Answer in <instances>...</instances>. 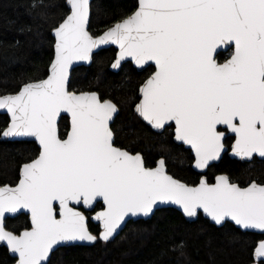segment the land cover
Instances as JSON below:
<instances>
[{
  "label": "snow or ice",
  "instance_id": "1",
  "mask_svg": "<svg viewBox=\"0 0 264 264\" xmlns=\"http://www.w3.org/2000/svg\"><path fill=\"white\" fill-rule=\"evenodd\" d=\"M67 3L53 28L47 77L0 96V109L10 115L0 136L39 145L18 183L0 186V242L16 264H46L62 243L108 241L126 217L148 216L162 202L188 217L202 210L218 225L230 219L264 234V183L241 187L219 175L214 183L201 176L189 184L168 173L164 158L148 167L140 153L117 146L110 127L117 105L69 88L75 62L90 61L101 45H117L113 68L128 58L154 68L139 88L136 112L153 129L174 125L194 168L218 160L229 136L235 156L264 158V0H138L134 12L101 35L89 30L90 0ZM63 114L69 123L62 133ZM88 211L95 212L98 235L89 229ZM24 213L23 231L10 229L9 215ZM253 257L264 264V239Z\"/></svg>",
  "mask_w": 264,
  "mask_h": 264
},
{
  "label": "trees",
  "instance_id": "2",
  "mask_svg": "<svg viewBox=\"0 0 264 264\" xmlns=\"http://www.w3.org/2000/svg\"><path fill=\"white\" fill-rule=\"evenodd\" d=\"M136 6L137 0H92L90 32L100 33ZM68 11L67 0H0V95L14 93L22 84L46 76L53 56L51 31ZM115 52L113 47L101 49L93 54L90 64L73 69L70 90L96 91L117 105L111 124L117 146L141 153L148 167L164 158L168 173L186 183H197L202 174L192 168L190 151L173 141L170 129L153 131L133 110L137 87L152 67L137 71L126 62L113 71L109 66ZM7 123V115L0 114V130ZM66 125L67 117L60 121L62 133ZM38 152L35 142L0 140V185L15 184L20 166ZM217 173L239 184L249 179L264 183V163L243 162L226 153L205 175L211 181ZM27 222L25 214L7 220L10 229L19 231ZM89 229L98 235V225L90 220ZM262 236L230 222L217 226L201 213L188 221L175 208L166 207L157 209L149 219L128 221L112 240L61 246L46 264H252L254 247ZM14 261L9 250L0 245V264Z\"/></svg>",
  "mask_w": 264,
  "mask_h": 264
},
{
  "label": "water",
  "instance_id": "3",
  "mask_svg": "<svg viewBox=\"0 0 264 264\" xmlns=\"http://www.w3.org/2000/svg\"><path fill=\"white\" fill-rule=\"evenodd\" d=\"M91 2H92V0H90V5H91ZM67 5H68V3H67ZM137 6H138V0H137ZM137 6H136V8H137ZM68 8H69V5H68ZM136 8L132 11V12H134L135 10H136ZM131 12V13H132ZM90 13H91V10H90ZM130 13V14H131ZM129 14V15H130ZM121 20V19H120ZM120 20H118V21H116V22H114L113 24H111L110 26H108L106 29H104L103 31H101L100 33H98V34H96V35H101V34H103L105 31H107L110 27H113L117 22H119ZM51 34H52V36H53V38H54V43H53V56H52V59L54 58V56H55V35H54V32H53V30L51 31ZM109 47H113V48H115V50H116V52H115V57H114V59H113V61L111 62V64H110V66H109V68L111 69V70H113V71H115V70H117L124 62H131L132 63V65L134 66V67H136L137 69H141V68H143V67H145V66H143V67H141V66H137L136 64H135V62L133 61V60H131V58H128L127 60H125V61H121V65L118 67V68H113L112 67V64L115 62V60H116V56H117V53H118V51H119V49H118V46L117 45H114V44H107V45H101V46H99V47H97L96 49H93V53H92V56H93V54L94 53H96V52H98L99 50H101V49H104V48H109ZM52 59H51V61H52ZM51 61H50V63H51ZM91 61H92V58H91V60L90 61H77V62H75L73 65H72V67H71V69H70V77H71V73H72V71H73V69H75L76 67H79V66H83V65H88V64H90L91 63ZM50 63H49V66H50ZM49 66H48V69H47V74H46V76L45 77H43V78H41V79H45L46 77H47V75H48V71H49ZM38 80H40V79H38ZM146 80V79H145ZM144 80V81H145ZM34 81H37V80H34ZM34 81H29V82H26V83H30V82H34ZM143 81V82H144ZM143 82L141 83V85L143 84ZM26 83H24V84H26ZM24 84H22L21 86H20V88L16 91V92H14V93H6V94H2V95H0V96H3V95H8V94H15V93H17L20 89H21V87L24 85ZM140 85V86H141ZM140 86H139V88H140ZM79 92H92V91H79ZM94 92H96V91H94ZM138 96H139V99H140V92H139V89H138ZM105 99H108V98H105ZM112 101V100H111ZM113 102V101H112ZM114 103V102H113ZM137 103H139V100L135 103V105H134V107H133V110H134V112H135V114L140 118V120H142L146 125H148L153 131H155V132H161L162 130H157V129H153L146 121H144L143 120V118L142 117H140L139 116V114L136 112V108H135V106H136V104ZM117 113H118V107H117V111L115 112V113H113V118H112V120L110 121V127H111V124H112V122H113V120H114V118H115V116L117 115ZM0 114H5V115H7V117H8V122H9V120H10V115L7 113V111L6 110H4V109H0ZM63 115H65V117H67V115L66 114H63ZM68 118V117H67ZM68 121H69V118H68ZM8 124V123H7ZM174 126V125H173ZM5 127H7V125L5 126ZM4 127V128H5ZM0 140H3V141H14V140H19V141H31V142H35L36 143V145L38 146V148H39V145H38V142L37 141H35L34 140V138H28V137H16V138H4V137H2V136H0ZM173 141L175 142V143H177V144H182V145H184V147L185 148H187V149H189L190 150V148H189V146L188 145H185V144H183V143H181V142H177L176 140H175V138H174V128H173ZM234 143V141L232 142V144ZM138 153V152H137ZM190 153H191V151H190ZM133 154H135V153H133ZM141 154V153H140ZM38 155V154H37ZM142 155V154H141ZM191 155H192V153H191ZM223 155V153L221 154V156ZM229 155H230V157L231 158H235V159H240L241 161H249V160H251V158H240V157H237V156H235L233 153H232V151L230 150L229 151ZM256 156H258L259 158H262V157H260L258 154H255ZM35 158V157H34ZM221 158V157H220ZM220 158L218 159V160H215V161H212V162H210V165L211 164H213V163H216V162H218L219 160H220ZM264 159V158H263ZM30 161V160H29ZM29 161H27V162H29ZM27 162H25V163H27ZM24 164V163H23ZM22 164V165H23ZM21 165V166H22ZM21 166H20V168H21ZM156 166V165H155ZM155 166H153V167H155ZM20 168H19V173H18V180H19V175H20ZM193 168H194V166H193ZM196 171H198V172H200V173H203V172H205L206 171V169H196V168H194ZM170 174V173H169ZM219 175H226V174H219ZM219 175H217V176H219ZM176 178V177H175ZM206 178V177H205ZM216 178V177H215ZM178 179V178H177ZM18 180H17V182L16 183H18ZM200 180V179H199ZM182 181V180H181ZM184 182V181H183ZM199 182V181H198ZM197 182V183H198ZM215 182V179H214V181L212 182V183H214ZM15 183V184H16ZM186 183V182H185ZM233 183H236V184H238L237 182H233ZM251 183V182H250ZM15 184H3V185H0V186H4V185H9V186H15ZM195 184V183H194ZM239 185V184H238ZM248 186V184L247 185H245V186H241V187H247ZM166 207H172V208H175L176 210H178L182 215H183V217L186 219V220H188V221H193V220H195L197 217H198V215H196V216H194V217H188V216H186L185 214H184V212H183V210H182V208L180 207V206H178V205H175V204H172V203H169V202H162V203H158V205L157 206H155L154 207V209H153V212L152 213H150L148 216H144V215H138V216H129V217H126L125 218V221L121 224V226L117 229V231L113 234V236L112 237H110L109 238V240H112V239H114L121 231H122V229L125 227V225L127 224V222L128 221H130V220H133V221H135V220H138V219H149L152 215H153V213L157 210V209H160V208H166ZM199 213H201V215L203 216V217H205L206 219H208L211 223H213V224H215V225H217V226H220V225H223L224 223H226V222H230V223H232L233 225H235L236 227H238L239 229H241L242 231H251V232H255V233H261L260 231H258V230H253V229H248V230H244V229H242L240 226H237L233 221H231L230 219H226L224 222H222L221 224H216L214 221H212L211 220V218L210 217H208L205 213H203V211L202 210H200L199 211ZM198 213V214H199ZM25 215H27L26 213H24ZM17 215H19V214H17ZM17 215H9V218H12V217H15V216H17ZM94 215L95 214H93L92 216H90V221H92V222H94V223H96V224H98L99 225V222H97V221H95L94 220ZM27 217H28V215H27ZM21 231H23V230H21ZM98 234H99V232H98ZM264 239V238H263ZM104 241V240H103ZM93 242H87V241H83V242H81V241H76V242H66V243H62V244H60V245H56V246H54V249H53V251L49 254V258H50V256H51V254L57 249V248H59V247H61V246H68V245H89V244H92ZM0 245H4L7 249H8V247L6 246V244L5 243H3V242H0ZM256 247V246H255ZM254 247V248H255ZM9 250V249H8ZM254 251V250H253ZM9 253L11 254V256H13L14 258H15V261L12 263V264H16V257L14 256V254H12L11 252H10V250H9ZM252 256H253V253H252ZM49 258H48V260H49ZM253 259H254V262L252 263V264H257L258 263V261L253 257ZM47 260V261H48ZM47 261H46V263H47Z\"/></svg>",
  "mask_w": 264,
  "mask_h": 264
},
{
  "label": "flooded vegetation",
  "instance_id": "4",
  "mask_svg": "<svg viewBox=\"0 0 264 264\" xmlns=\"http://www.w3.org/2000/svg\"><path fill=\"white\" fill-rule=\"evenodd\" d=\"M230 52H231V49H228L227 51H225V52H223L222 54H221V56L220 57H218V59H220V61L221 62H223V60L226 58V57H228L229 56V54H230ZM124 63H126V62H124ZM130 64H131V66L132 67H134L133 65H132V63L131 62H129ZM148 66H145V67H143V68H141V69H137L136 67H134L137 71H142V70H145L146 68H147ZM120 68V67H119ZM118 68V69H119ZM117 69V70H118ZM117 70H115V71H117ZM154 70V68H152L150 71H148L147 72V74L143 77V79H142V81L139 83V85H138V87H137V100H136V102L139 100V96H138V89H139V86L141 85V83L145 80V79H147L148 78V76L151 74V72ZM135 102V103H136ZM135 103H134V105H135ZM134 107V106H133ZM114 121V120H113ZM69 123V121H68V118H67V124ZM113 123V122H112ZM173 128H174V126H171V127H168V126H166L165 127V129H170L171 130V132H172V134H173ZM164 130V129H163ZM162 130V131H163ZM65 131V130H64ZM173 138V137H172ZM234 141V139L233 138H231V136H229L228 138H226V140H225V145H226V151H224L223 152V154L224 153H226L229 157H230V155H229V151L231 150V145H232V142ZM180 145H182V144H180ZM183 147H184V145H182ZM185 148V147H184ZM185 149H187V148H185ZM187 150H189V149H187ZM190 151V150H189ZM137 153V152H136ZM139 153V152H138ZM191 154V153H190ZM223 156V155H222ZM221 156V157H222ZM221 159V158H220ZM237 160H240V159H237ZM241 161V160H240ZM252 161H260V162H262V163H264V159L263 158H259L258 156H256V155H254L252 158H251V160H249V161H243V162H247V163H250V162H252ZM217 163V162H216ZM191 165H192V168H193V160H192V163H191ZM194 169V168H193ZM208 169V168H207ZM207 169H206V171H207ZM195 170V169H194ZM196 171V170H195ZM206 171L205 172H203V173H200V172H198V171H196L197 173H199V174H202L201 176H203V177H206V179L207 180H209V178L205 175V173H206ZM219 174H223V173H217V174H214L213 175V177H212V179H211V181H209V182H213L214 181V179H215V177L217 176V175H219ZM201 176H200V178H201ZM228 176V175H227ZM199 178V179H200ZM254 179H249L246 183H243V184H239L238 182V184L240 185V186H245V185H247V184H249L250 182H252ZM256 181V180H255ZM232 182H235V181H232ZM257 182V181H256ZM257 183H263V182H257ZM100 210V208L99 207H97L96 208V211H99ZM88 213V216H89V219H90V216H92L93 214H95V212L94 211H88L87 212ZM94 223V222H93ZM96 224V223H95ZM96 225H98V224H96ZM98 228H99V231H100V226L98 225ZM262 234V233H261ZM264 238V234H263V236H262V238L260 239V240H262Z\"/></svg>",
  "mask_w": 264,
  "mask_h": 264
}]
</instances>
